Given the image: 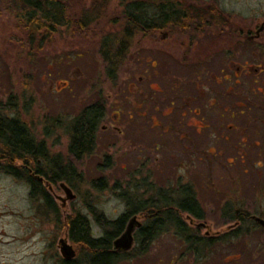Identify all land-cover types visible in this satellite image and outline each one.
Segmentation results:
<instances>
[{
  "label": "rangeland",
  "instance_id": "374dc122",
  "mask_svg": "<svg viewBox=\"0 0 264 264\" xmlns=\"http://www.w3.org/2000/svg\"><path fill=\"white\" fill-rule=\"evenodd\" d=\"M128 1L66 0L67 13L74 22L59 26L41 48L36 47L38 42L31 48L19 24L22 2L0 0V114L25 121L35 141L43 142L48 152L47 159L33 161L29 172L22 169L21 177L8 173L0 159V264H63L61 238H67L75 247L74 260L87 263L88 251L70 237L67 217L84 215L92 236L102 237L111 228L101 221L115 220L129 211V198L134 202L137 195L145 200L165 190L169 202L175 204L184 185L192 188L200 212L214 229L223 225L219 217L226 215L223 206L227 202L241 205L249 213L264 214L262 156L242 162L234 156L236 152L230 159H207L198 153L194 160L185 148L190 143L179 148L182 140L161 135L160 127L146 124V120L155 124L158 120L185 119L178 109L163 115L171 107L163 100L162 92L150 88V83L154 89H168L171 98L181 96V89L188 93L194 90H190L189 82L175 92L171 90L178 82L164 76L160 63L154 67L148 64L143 32L129 37L124 33V6ZM86 15L88 23L81 27L79 19ZM106 40L109 49L104 46ZM151 45L156 47L158 43ZM209 82L212 90L208 94L216 96V91H225L226 86L216 80ZM251 86L252 81H247L246 88ZM231 87L240 90L234 82ZM147 93L149 104H143ZM230 95L225 103L238 99L234 92ZM96 103L104 106L106 116L97 126L95 147L76 158L69 151L71 126L86 106ZM118 107L122 111L123 133L110 126ZM143 109L147 111L145 116L141 115ZM231 138L235 139L233 133ZM211 143H203L202 148ZM54 158L59 166L73 171L67 179L49 181L35 171L36 167L49 171V159ZM17 164L21 167L20 162ZM29 173L47 189L51 206L38 191L31 194ZM102 181L104 185L98 186ZM62 182L76 195L65 205L61 199L66 197ZM132 217H128L126 227ZM244 232L246 264H264V231L253 227ZM184 243L175 226L167 223L144 253L139 252L135 242L128 250H117L122 258L115 264H175L179 252L186 248ZM221 244L216 243L214 251H226ZM239 244L227 246L237 251ZM190 258L191 253H186L182 263L190 264Z\"/></svg>",
  "mask_w": 264,
  "mask_h": 264
},
{
  "label": "flooded vegetation",
  "instance_id": "af4514ba",
  "mask_svg": "<svg viewBox=\"0 0 264 264\" xmlns=\"http://www.w3.org/2000/svg\"><path fill=\"white\" fill-rule=\"evenodd\" d=\"M145 1L148 7V23L143 34L147 38L145 50L148 64L152 63L154 67L153 64L160 63L164 76L178 82L170 88L174 92L181 85H188V82L190 90H194V93H188L180 88L181 96L177 94L171 98L168 89H163V86L154 89L150 83V88L162 92L163 100L168 101L171 107V111H163V115L178 109L185 119L158 120L155 124L146 120V124L150 127L153 123V127H160L161 135L182 140L179 148L190 143L185 148L194 160L198 159V153H203L207 159H230L233 152H236L237 155L234 156L242 162L261 158L260 156L263 160L264 0ZM166 6L170 9L173 7L174 19L168 20L167 12L161 13ZM153 13H157L163 22L151 24ZM152 43H158V46H152ZM210 80L226 86L225 91H216V96L208 94L212 90L208 84ZM247 81H252L249 89L246 88ZM232 82L239 84V91L231 87ZM137 88L133 83V90ZM233 92L238 95V99L233 103H225ZM149 101L150 95L147 93L143 104H149ZM100 107L102 114L98 121L106 116L104 106L101 104ZM131 112L129 109V117H132ZM146 112L143 109L141 115H147ZM121 114L120 109L116 111L110 126L112 130L123 133L120 126L123 121ZM106 126L104 125V129ZM189 128L191 130L188 131ZM232 133L234 140L231 138ZM208 141L212 143L202 148V144ZM223 209L226 215L219 217L223 224L220 229H214L206 216L202 212L199 215L198 211H179L178 216L163 217L164 223H184L183 228L188 230L181 233L176 231L183 237L186 248L179 252L175 264H183L188 252L191 253L190 264H246L245 251L242 249L244 231L253 227L264 231V223L260 221L264 220V214L249 213L241 205H232L231 202H227ZM132 215V219H137L132 232L133 242L137 244L136 234L151 216L140 211ZM238 241L241 244L237 251H230L227 245L230 247ZM216 243H222L227 250L214 251ZM210 246L211 251H203ZM73 260L63 257L62 263L67 264Z\"/></svg>",
  "mask_w": 264,
  "mask_h": 264
},
{
  "label": "trees",
  "instance_id": "16d2710c",
  "mask_svg": "<svg viewBox=\"0 0 264 264\" xmlns=\"http://www.w3.org/2000/svg\"><path fill=\"white\" fill-rule=\"evenodd\" d=\"M22 2V7L19 13V24L24 28L26 38L30 43L31 48H41L42 45L48 42L52 35L59 30V26L72 24L73 18L68 15V7L66 0H18ZM165 7V6H164ZM160 8H163L162 6ZM167 8V9H166ZM161 13H165L167 19H174V9L166 6ZM158 14L153 13L150 19L151 24L163 22V19ZM125 28L124 33L129 37L134 32H144L148 23V7L145 0H129L124 6ZM89 18L86 15L83 19H79L81 27L88 23ZM135 28V29H134ZM125 39V37H124ZM130 39V38H129ZM128 38L125 41H129ZM33 45V46H32ZM104 46L109 49V41L104 42ZM110 55V53H109ZM108 59L113 64L112 57ZM112 59V60H111ZM102 114L100 105H93L83 110L78 117L73 121L70 129V145L69 151L76 158H81L84 154L91 152L95 147L96 129L98 126L99 117ZM48 152L43 142H37L32 136L30 129L25 121L19 117L2 116L0 114V159L4 161V169L16 176L21 177L22 169L29 172L31 164L34 160L47 159ZM52 160L49 171L42 170L36 167L35 171L45 176L49 181H57L67 179L68 174L73 171H68L69 167H61L56 161ZM17 162H20L21 167ZM69 168V169H68ZM29 183L31 185V194L38 191L45 202L51 206L52 200L47 189L41 185L42 182L37 178L32 177L29 173ZM102 181L98 186H103ZM160 196L149 197L142 200L141 197L135 195V201L132 198L128 199L129 211L123 213L115 220H102V225H109V229L102 237L92 236L87 218L82 214L67 217L66 226L72 240L83 245L89 255V260L84 264H115L121 260L122 254L115 252L113 247L114 239L126 229L128 217L132 213L144 212L150 215L142 227L136 234L137 249L144 253L151 242L159 235L167 223L163 222V217L178 216L179 211L197 212L200 215V204L197 201L190 186H184L180 190L181 198L172 204L169 202V197L165 190H158ZM163 197V198H162ZM175 226L177 232H187L184 229V223H171ZM190 233V231L188 232ZM189 237V236H188ZM188 241H190L188 239ZM67 264H83L77 260L68 262Z\"/></svg>",
  "mask_w": 264,
  "mask_h": 264
},
{
  "label": "water",
  "instance_id": "95a60500",
  "mask_svg": "<svg viewBox=\"0 0 264 264\" xmlns=\"http://www.w3.org/2000/svg\"><path fill=\"white\" fill-rule=\"evenodd\" d=\"M61 186L66 192V197H61L63 201V205H65V202L68 199H74L76 195L74 194L72 188L65 182H62ZM136 220H137L136 217L130 220L129 223L127 224L125 231L113 241L115 250H123V249L128 250L131 248L133 244L132 232L134 230ZM260 221L264 223L263 219H260ZM59 242H60V251L62 256L67 260L75 259L77 251L73 246V244H71L67 238H61Z\"/></svg>",
  "mask_w": 264,
  "mask_h": 264
}]
</instances>
